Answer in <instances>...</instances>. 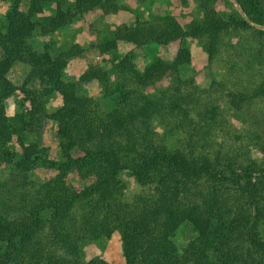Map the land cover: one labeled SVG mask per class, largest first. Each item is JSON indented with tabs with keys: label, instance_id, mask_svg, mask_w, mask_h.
<instances>
[{
	"label": "trees",
	"instance_id": "1",
	"mask_svg": "<svg viewBox=\"0 0 264 264\" xmlns=\"http://www.w3.org/2000/svg\"><path fill=\"white\" fill-rule=\"evenodd\" d=\"M19 1L0 17V264H113L83 258L80 245L114 230L117 264H264V0H234L239 9L230 0L222 8L197 0L199 16L185 23L166 13L115 26L90 46H177L170 59L141 70L128 52L111 74L89 65L79 78L99 84L108 108L62 79L67 59L83 48L37 49L27 38L120 5L26 0L23 8ZM185 38L197 40L207 60L221 59V79L197 84L186 69ZM15 62L27 66L19 87L9 76ZM17 88L28 106L7 113ZM54 94L58 104L48 111ZM45 120L54 123L58 157L38 163L35 140ZM36 165L48 176L34 180ZM124 175L138 186L130 197ZM182 222L195 234L178 247L173 234Z\"/></svg>",
	"mask_w": 264,
	"mask_h": 264
},
{
	"label": "rangeland",
	"instance_id": "2",
	"mask_svg": "<svg viewBox=\"0 0 264 264\" xmlns=\"http://www.w3.org/2000/svg\"><path fill=\"white\" fill-rule=\"evenodd\" d=\"M120 5L116 13L104 14L99 7H95L86 11L81 16H76L73 20L55 30L54 32L42 36L37 31L27 38L37 49L48 46L51 50L65 49L69 45H77L83 48L79 55L71 56L67 59L66 65L62 72V79L65 83L73 84L82 94L93 96L101 108L112 106V101L101 97L100 86L95 80H80L79 76L91 64H100L110 72L114 71L112 63H115L125 52L131 55L132 61L138 70L148 62L157 57L162 59H170L174 53L177 42H171L167 45H158L156 43L147 42L141 46H133L128 43L118 41L115 48L107 52H100L96 48L90 46L91 43L105 40L112 36L115 26L121 23H132L135 17L153 22L158 16L163 14L174 15L181 23H185L191 18H197L200 14L197 0H186L184 3H179L176 0H115ZM237 7L233 0H230ZM13 0H0V17L6 9L11 5ZM26 0H20L19 4L25 7ZM62 5H67L71 0H59ZM218 8H222V0L216 3ZM47 12L53 11V4L48 2L45 4ZM189 47L191 51V60L186 65L187 72L194 75V78L199 86H205L209 77L212 76L216 80L221 79L225 73V65L219 57L213 60H207L205 52L202 50L199 42L195 39L185 38L182 41ZM26 65L20 62H15L9 72L10 78L19 87L24 76ZM22 93L17 88L12 92L6 101L7 113H13L25 109L28 106L27 102L21 100ZM58 104L56 94L49 99L46 110L53 109ZM34 139L27 137V142H33ZM35 154L38 163L44 159L58 157L57 140L54 134V123L50 120L43 121L39 137L35 140ZM258 152L253 151L254 155ZM3 172L6 168L2 169ZM49 170L36 165L30 171L31 177L34 180H41L48 176ZM126 182L125 196L130 197L138 186L133 178L124 175ZM90 180L86 179V181ZM262 236L264 238V224H262ZM195 234L194 230L187 222H182L178 225L173 234L178 247H180L187 239ZM80 251L83 258L100 256L113 264L122 261L120 238L116 230L108 237L101 236L96 239L84 240L80 245Z\"/></svg>",
	"mask_w": 264,
	"mask_h": 264
},
{
	"label": "water",
	"instance_id": "3",
	"mask_svg": "<svg viewBox=\"0 0 264 264\" xmlns=\"http://www.w3.org/2000/svg\"><path fill=\"white\" fill-rule=\"evenodd\" d=\"M233 1H234V0H233ZM234 3L237 5V7H239L238 4H237L236 2H234Z\"/></svg>",
	"mask_w": 264,
	"mask_h": 264
}]
</instances>
